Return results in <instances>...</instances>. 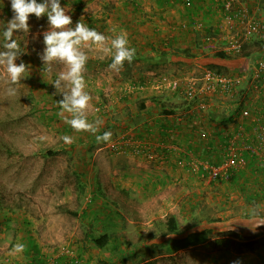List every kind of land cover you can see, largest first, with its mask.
<instances>
[{
    "label": "rangeland",
    "instance_id": "obj_1",
    "mask_svg": "<svg viewBox=\"0 0 264 264\" xmlns=\"http://www.w3.org/2000/svg\"><path fill=\"white\" fill-rule=\"evenodd\" d=\"M206 1L171 0L166 3L163 0H77L75 2L60 0L61 6L65 7L72 17L73 28L76 22L81 20L89 28H94L106 36L126 32L130 47H134L137 54L153 57V60H144L135 56L131 64L125 62L123 69L116 73L109 68L111 57H104L103 53L94 46L85 49L90 56L85 73L86 91L92 96L88 119L94 121L96 118H101L104 121L97 134L112 132L111 141L108 143L98 144L95 135L89 132H76L65 122L64 117L71 118L70 114L65 112L63 117L59 115L62 109L57 101L62 99V95L56 92L51 83L61 71L67 69L60 63H54L51 72L43 69L39 54L45 47L42 33L49 28L47 17L37 19L35 15H31L29 33L14 32L13 38H16L25 50L16 63L24 62L30 65V73H26L27 78L17 86L19 89L17 94L9 96L7 74L3 68H0V247L8 248L11 245L9 242L15 237L26 238L29 241L32 237L36 239L48 238L49 235L53 237L52 228H55L56 235L63 240L70 238L75 239V242H84V240L91 242L87 236L89 234L96 236L102 232L111 233L116 235L117 239L122 237L120 248L124 249L123 252L131 250L134 230L131 232L128 230V234L124 231H111L112 227L104 221L102 214L110 219L108 215L111 213L112 204L104 195L113 191L110 180L114 177L113 173H116L117 161L125 159L126 146H132V153L141 156L148 154L145 148L142 149L146 145L142 139L147 138L141 134L142 129L147 123V116H158L161 110L156 105L155 108L139 110L138 102L144 97L156 96L168 108L169 105L183 103L184 93H181L183 83L188 79H203L207 69H214L209 67L213 65L208 64L213 61L222 64L219 68L222 75L240 72L246 74L245 82L239 87L238 93L233 96L223 94V97L234 98L235 103L237 101L239 103L243 97L241 93L245 89L244 85L250 81V72L253 73L257 67V61L264 60L263 28L240 44V47L241 45L245 47L244 51L250 52L246 57L250 59H246L242 67L229 64L245 58L238 56L232 58L239 50L232 51L231 47L234 44L233 39L240 42L244 24L240 19L230 22L226 20L224 0L223 2L212 0V3H216L214 13L217 26L209 24L210 20L205 21L203 14L194 10L197 7L208 10ZM262 1L264 0H259L253 6L259 8ZM164 13L167 14L158 17L159 14ZM258 13L259 9H256L251 15H255L264 25V13L261 15ZM194 14H199L200 18L188 21ZM167 15L169 16L166 17ZM186 15H189V18L181 20ZM12 17L10 0H0V45L3 44L2 25H6ZM183 22L191 28L189 32L192 35L188 38L190 41L183 42L185 45H190L186 48L191 56L169 52L165 57H158L162 51L185 49L178 46L179 41L175 40V34L179 33L178 27ZM197 23L199 25L195 26ZM215 29L220 30L218 32ZM194 31L198 32L196 42H193ZM223 32H228L230 38H222ZM225 47L232 57L214 58L213 53L223 51ZM0 50H3L2 47ZM157 59L164 60L157 62ZM259 75L260 83H263L264 67L260 69ZM172 80H177L180 86L176 87ZM215 98L209 100L213 102ZM157 105L162 107L160 104ZM149 109L152 111H146ZM260 118L264 121L263 111ZM259 124L264 126V122ZM134 131L137 132L135 140ZM63 136L72 137L74 142L65 143L61 139ZM184 159L181 162L187 165L188 160ZM113 169L115 171H112ZM189 171L192 172L191 169ZM175 192L177 191H163L167 205L160 210L161 214H164L163 218H159L160 224H156L157 236L166 229L167 215L176 216L178 228L183 229L182 233L192 230L193 220L209 218L217 219L219 222L225 220L224 210L210 209L218 200L209 202L207 197L206 202L199 201L196 204L195 199L198 197L196 191H184V209L180 212L175 207L174 199L172 203L169 201L174 197ZM147 198L146 194H142L141 204ZM149 206L147 205L145 211L151 214ZM135 213V222L139 224L147 222L150 216L148 213L141 212V215ZM99 215V220L95 221L94 217ZM242 215L246 216L248 213ZM50 223L55 226L47 228ZM209 230V237L212 239L221 237L225 233L219 227ZM172 235L176 236L169 234L166 236V241L169 242L173 238ZM212 239L210 241L214 240ZM212 243L208 242L184 249L177 254L148 261L145 258L137 260L135 256L127 261L128 256L119 263L216 264L215 256L223 262L221 256L223 254L219 256L218 250ZM48 245L56 246V244ZM128 247L130 249H127ZM0 251L5 252L4 248H0ZM114 252H118V249L116 248ZM55 253L57 251L53 252V255Z\"/></svg>",
    "mask_w": 264,
    "mask_h": 264
},
{
    "label": "crops",
    "instance_id": "obj_2",
    "mask_svg": "<svg viewBox=\"0 0 264 264\" xmlns=\"http://www.w3.org/2000/svg\"><path fill=\"white\" fill-rule=\"evenodd\" d=\"M72 1L75 2L77 0ZM163 1L166 3L171 2V0ZM258 1L245 0L240 6H245L244 8L250 14L259 9L258 14L261 15L264 13V1L261 2L259 8L253 6ZM206 4H208V10L205 8L199 9L198 7L194 10L196 12L200 11L205 21L210 20L209 24L217 26V19L214 13L216 3H212V0H207ZM211 7L213 8L212 10ZM204 13H206L205 16ZM166 14H159L158 17ZM198 16L200 15L194 14L189 18V15H186L181 20L189 18L188 21H194L200 18ZM198 25L197 23L195 26ZM178 28L179 33L175 34V40L179 41L177 45L181 48L190 47V45H185L183 42L190 41L188 38L192 35L189 32L191 28L186 25V22H183ZM215 30L219 32L220 29ZM197 35L198 32L194 31L193 42H196L195 38ZM221 36L222 38H230L228 32L221 33ZM226 48H223V50L226 51ZM246 59L250 58L245 57V59L236 60L235 63L230 62L229 64L231 66H241L244 62L243 60ZM244 86L245 89H242L243 93H241L243 97L239 100V103H237L238 101L235 103L234 98L219 97L220 95H218L217 99L215 98L212 100L213 102L209 103L208 110H200L195 105L188 107V104L186 106V102L183 101L181 104L169 105L170 108L166 107L172 110L171 113L165 114L160 111L158 116H147V123L144 124L143 132H138L147 137L146 140L142 139L146 144L142 149H146L147 156L132 153V146H126L125 159L124 161L122 159L117 161L115 166L116 173H113L114 177L110 180L113 191H109V193L104 195L109 198L112 204L110 210L112 213L115 212V214L111 213L110 219H107L109 217L106 218L102 214V218L112 227L111 231H124L128 234V230L130 232L134 230L135 235L131 237L133 245H131V250L123 252L124 249L120 248L122 237L111 239L104 248H97L86 240L84 242H75V239L70 238L63 240L56 235L55 228H52L53 237L50 235L48 238L45 237L43 239L32 237L30 241L26 238L19 239L15 237L13 241L9 242L11 245L8 248L1 246L0 248H4L5 252L0 251V264H49L47 261L53 255V252L62 248L70 249L87 264H121L119 261L128 256L127 261L134 256L138 258L137 260L140 258H145L146 261L154 260L167 255L177 254L184 249L213 242L210 241L212 237H209V229L217 227L224 230L225 233L233 231L249 237L245 241L252 242L253 246L252 248L241 247L240 249H229L227 251L218 250L219 253L217 254L219 256L223 254L221 256L224 263L218 260V256L213 255L215 256V261H217L216 264H233L234 261H239V264H264V226L252 231L243 223V221H248L249 216L242 215L243 213H248L249 208L253 205H259L262 214H264V159L261 157L249 158L247 164L235 169L231 178L226 181L204 179L196 173L190 172L181 162L184 159L183 157L187 158L184 159L186 161L195 158L219 162L225 156L228 140L232 136L238 134L242 136L238 140L239 143L243 139H254V133L257 127L260 126L259 122H264L260 118L261 111L264 112V82L260 83V86H251L250 82ZM157 104L155 105L161 110V107ZM155 105L151 107L155 108ZM146 111H152V109ZM209 111L218 114L229 113L233 116V121L227 123L212 121L208 116ZM133 133L135 140L137 132L134 131ZM139 147H141V144ZM112 171L115 170L113 169ZM123 180L125 181L121 182ZM163 191H177L169 201L172 203L174 199L175 207L180 212L184 209V191H196L195 194L198 195L195 199L197 200L196 204L199 201L206 202L207 197L209 202L218 200L210 209L224 210L225 218L223 219L225 220L222 222L214 218L193 220L192 230L176 234V236L172 235L173 238L168 242L166 241V235H156L158 231L156 224H160L159 218H163L164 214H161L160 210L167 205V198ZM142 194L148 196L147 200L143 201V204H141ZM99 200L101 199L99 198ZM188 202L187 200V205ZM100 205L103 206V204ZM147 205H150L151 214L145 211L148 208ZM100 211L106 214L102 209ZM135 212L140 215L141 212L150 214L149 218H147L148 221L143 224L135 222ZM99 218L100 215L94 217V220L98 221ZM232 221L234 222L231 225ZM51 224H48L47 228L55 226ZM189 238L195 239V241H192V244L188 243ZM17 243L25 244L26 247L22 253H14L12 251ZM47 244H56V246L48 245V247ZM175 244L176 246L179 245V247L169 252L167 249L169 247L173 248ZM116 248L118 252H114ZM127 249L130 248L128 247ZM56 264L68 263L60 258Z\"/></svg>",
    "mask_w": 264,
    "mask_h": 264
},
{
    "label": "clouds",
    "instance_id": "obj_3",
    "mask_svg": "<svg viewBox=\"0 0 264 264\" xmlns=\"http://www.w3.org/2000/svg\"><path fill=\"white\" fill-rule=\"evenodd\" d=\"M13 12L12 19L2 25L3 44L0 45V68H3L7 74V95L15 96L18 92V85L27 78L26 73H30V65L21 62L16 63L25 50L17 39L13 38L14 32L30 31L29 18L35 15L37 19L47 17L49 28L42 33L43 43L45 45L39 58L43 63V69L51 72L54 63L63 64L66 71H61L58 77L51 83L62 95V99L57 101L62 109L61 115L70 114L71 118L64 117L65 122L76 132H89L95 135L96 142L108 143L111 141L112 132L100 131L104 121L96 118L89 121L88 110L91 106L92 96L86 91L87 83L85 80L86 65L90 56L85 49L96 50L103 53L104 57H111L109 68L119 73L125 62L131 64L136 56V49L130 47L128 34L120 32L113 36H106L94 28H89L85 23L79 20L75 27H72L73 20L68 10L61 6L60 0H43L38 3L37 0H10ZM61 139L71 144L74 142L70 136H63ZM248 221H243L244 225L255 231L260 226H264V214L259 205H253L248 210ZM241 221V220H235ZM234 221L231 222V225ZM25 244L17 243L12 251L22 253L25 250ZM233 264H239L234 261Z\"/></svg>",
    "mask_w": 264,
    "mask_h": 264
},
{
    "label": "built area",
    "instance_id": "obj_4",
    "mask_svg": "<svg viewBox=\"0 0 264 264\" xmlns=\"http://www.w3.org/2000/svg\"><path fill=\"white\" fill-rule=\"evenodd\" d=\"M188 1V0H185ZM245 0H224V6L227 11L226 20L228 22L236 19H240L244 24L243 34L240 38V42L236 39L231 46L235 50H239L240 44L243 40L250 37L251 34L259 33L263 30V24L260 20L251 15L244 6L241 7V3ZM257 67L250 72V85L260 86V69L264 67V60L256 62ZM246 74L240 72L233 75L216 74L215 72L207 69L203 79H188L183 83L181 89H183L184 96L187 99L194 97L202 98L203 96L228 94L233 96L238 93L239 87L245 82ZM173 84L178 87L180 83L177 80H172ZM226 97V96H224ZM209 98L205 101L197 100L194 102L198 109L203 110L208 106ZM242 136L235 135L228 140L225 156L219 162H212L208 159H195L192 158L188 161L187 165L182 163L187 169H191L192 172L198 176L208 180H229L233 174V171L237 168L243 167L247 164L249 158L261 157L264 159V126H258L254 135V139H243L240 143L238 140ZM60 255L67 256L68 264H86L85 261L80 260L76 254L70 249L64 248L58 250L55 255L47 261L49 264H56V258Z\"/></svg>",
    "mask_w": 264,
    "mask_h": 264
},
{
    "label": "trees",
    "instance_id": "obj_5",
    "mask_svg": "<svg viewBox=\"0 0 264 264\" xmlns=\"http://www.w3.org/2000/svg\"><path fill=\"white\" fill-rule=\"evenodd\" d=\"M264 28V25H263ZM255 34V33H254ZM252 35V34H251ZM250 35V36H251ZM244 42V41H243ZM242 42V43H243ZM241 43V44H242ZM244 46L241 45V47L239 48V52L235 53L234 56L232 57V55L229 53V51H216L213 53L214 58L217 59H228V58H234V57H247L249 55V51H244ZM235 49H233L232 51H234ZM237 51V50H236ZM173 53L176 54V52L179 53H183L185 56H189L190 55V51L185 48V49H179V48H175V49H170V51H162L159 53L158 57H165L168 53ZM191 56V55H190ZM136 57H140L144 60L149 59V60H153V57L151 55H145V54H137L136 53ZM245 59V58H243ZM164 59H157V62H162ZM245 61V60H243ZM156 62V63H157ZM244 63V62H243ZM209 65H213V66H209L210 68H214V69H209V70H214L213 72H215L216 74H220L219 68L222 67V64H219L218 62H213L210 61L208 62ZM243 64L240 66L242 67ZM181 93H183V89L181 90ZM183 95V94H182ZM213 97H217V95H209V96H203L202 98H198V97H194L192 99H187L184 95H183V100L186 102V106L188 104V107L192 106L194 104L195 101L197 100H201V101H205V99L207 98H213ZM220 97V96H219ZM208 103H211L210 100H207ZM156 103L160 104L161 107V112L167 114V113H171L172 110L171 109H167L164 105L163 102L159 101V98L156 96H150V97H144L143 99H141L138 104H137V109L139 110H145L153 105H155ZM209 105V104H208ZM203 110H208V106L203 109ZM208 116L209 119L212 121H217L219 123H227V122H232L233 121V116L229 113H222V114H218V113H214L209 111L208 112ZM258 128V127H257ZM257 131V130H256ZM255 131V133H256ZM254 133V135H255ZM86 211V210H85ZM112 213V212H111ZM110 213V214H111ZM110 214L107 215L110 216ZM112 214H115L112 213ZM111 218V216H110ZM109 219V218H108ZM183 232V229H179L178 228V221L175 215H167L166 216V229L163 231V233L159 234V236H164V235H169V234H180ZM88 239L91 241V243L97 247V248H104L111 239H117L116 235H112L111 233H100L97 234L96 236L89 234L87 235ZM249 237H245L243 235H240L239 233L233 232V231H227L226 233L222 234L221 237H217L213 240V247L216 248L219 251H227L229 249H240L241 247H245V248H252L253 244L250 241H245L248 240ZM192 241H195V239H188V243L192 244ZM243 242V243H241ZM177 247H179V245L176 246V244L173 246V248L169 247L167 250L170 252L171 250H175ZM80 260L84 261L82 258H80L79 256H77ZM62 258L66 263V259L67 256L66 255H60L58 258H56V262L59 261V259Z\"/></svg>",
    "mask_w": 264,
    "mask_h": 264
}]
</instances>
